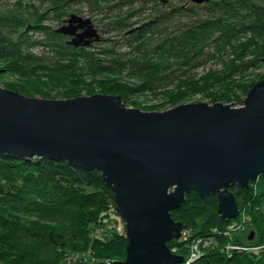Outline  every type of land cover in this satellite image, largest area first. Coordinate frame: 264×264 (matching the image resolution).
<instances>
[{
  "label": "water",
  "instance_id": "water-1",
  "mask_svg": "<svg viewBox=\"0 0 264 264\" xmlns=\"http://www.w3.org/2000/svg\"><path fill=\"white\" fill-rule=\"evenodd\" d=\"M56 32L76 47L100 40L77 14ZM0 153L102 174L128 239L126 258L108 264H183L168 243L187 229L172 215L187 194L216 196L221 218L231 220L240 214L231 187L264 174V78L239 107L200 101L164 111L128 107L118 94L48 99L0 86Z\"/></svg>",
  "mask_w": 264,
  "mask_h": 264
},
{
  "label": "rangeland",
  "instance_id": "rangeland-1",
  "mask_svg": "<svg viewBox=\"0 0 264 264\" xmlns=\"http://www.w3.org/2000/svg\"><path fill=\"white\" fill-rule=\"evenodd\" d=\"M243 4L251 8L240 9ZM255 12H264V0H0V22L9 30L18 29L16 35L5 34L23 41L24 55L21 60L0 54V86L48 99L125 87L124 103L144 111L200 101L239 107L250 88L264 78V31L253 25ZM72 14L90 18L100 40L68 53L64 47L71 37L53 31ZM211 20L222 22L227 36L215 33L195 55L193 51L156 60L157 47L167 39L174 42L189 27ZM149 63L162 64L163 70L145 80L146 88L138 89L145 81L133 71L136 65ZM99 66L111 69L97 72ZM108 220L117 230L125 229L116 211ZM250 228L255 235V225Z\"/></svg>",
  "mask_w": 264,
  "mask_h": 264
},
{
  "label": "trees",
  "instance_id": "trees-1",
  "mask_svg": "<svg viewBox=\"0 0 264 264\" xmlns=\"http://www.w3.org/2000/svg\"><path fill=\"white\" fill-rule=\"evenodd\" d=\"M250 8V5L243 4L240 9ZM263 16L264 12H255L252 22L264 31ZM8 27L0 22V54L19 56L22 60L23 41L5 34L6 31L16 35L18 29L9 30ZM217 32L223 36L228 33L220 21L211 20L191 26L174 42L170 38L158 46L156 51L160 54L156 60L167 57L171 60L193 51L195 55L197 49L213 39ZM53 33L58 34L56 30ZM64 49L68 53L77 51L70 44ZM99 67L97 72L111 69ZM161 70L162 64L149 63L136 65L133 72L145 81L157 77ZM147 81L142 82L138 89L146 88ZM124 89L113 86L103 89V93L122 95L123 98ZM70 97H78V94L75 92ZM231 190L235 192L240 210L251 216L250 225L256 228L254 238L249 240L252 228L243 237L224 236V230L233 219L221 218L216 196H199L192 191L187 194L186 202L172 212L174 219L183 222L190 230L189 239H174L168 243L169 247L177 245V252L187 256L188 244L197 237L212 236L219 243L206 248L197 259L183 264H264V174L247 188L236 185ZM115 209L114 193L106 187L99 171H86L65 161L0 153L1 263L67 264L64 262L67 252H89L87 255L92 264L125 259L128 244L126 228L117 230L115 223L106 221ZM230 241L249 249L227 250L226 245Z\"/></svg>",
  "mask_w": 264,
  "mask_h": 264
},
{
  "label": "built area",
  "instance_id": "built-area-1",
  "mask_svg": "<svg viewBox=\"0 0 264 264\" xmlns=\"http://www.w3.org/2000/svg\"><path fill=\"white\" fill-rule=\"evenodd\" d=\"M251 223V218L249 217V214H247L244 211L240 210V214L237 218H234L233 221L228 225L227 229L224 230V236H229L231 237L236 236V235H244L246 232H248V228ZM190 235V230L186 229L183 231L181 239H176V240H188ZM217 243V240H215V237H208V236H203V237H197L195 238L191 243L188 244L189 247V252L186 256V262L189 263L198 257L202 255L204 250L206 248H209ZM249 249L246 246H242L241 244L234 243L230 241L226 245V249ZM174 253H177L178 246L175 245L173 249H171ZM89 255V254H88ZM86 253H81V252H67L65 254V261H67L69 264H86V262L89 260V256ZM84 262V263H83Z\"/></svg>",
  "mask_w": 264,
  "mask_h": 264
},
{
  "label": "flooded vegetation",
  "instance_id": "flooded-vegetation-1",
  "mask_svg": "<svg viewBox=\"0 0 264 264\" xmlns=\"http://www.w3.org/2000/svg\"><path fill=\"white\" fill-rule=\"evenodd\" d=\"M66 23V22H65Z\"/></svg>",
  "mask_w": 264,
  "mask_h": 264
}]
</instances>
